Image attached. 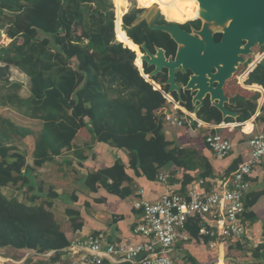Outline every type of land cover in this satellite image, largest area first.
I'll list each match as a JSON object with an SVG mask.
<instances>
[{
	"label": "trees",
	"instance_id": "16d2710c",
	"mask_svg": "<svg viewBox=\"0 0 264 264\" xmlns=\"http://www.w3.org/2000/svg\"><path fill=\"white\" fill-rule=\"evenodd\" d=\"M136 2L140 9L125 15L128 6L123 0H0V37L10 40L0 46V107L41 122V128L33 131L0 116V249L32 251L24 264H69L62 251L72 240H67L52 211L57 195L49 190L40 202L41 190L32 174L71 149L81 129H87L92 144L126 152L128 167L150 182L157 181L159 172L167 167L199 171L203 179L212 175L210 163L197 151L173 147L166 140V99L141 76V62L135 63L136 68L119 58L128 48L138 51L132 41L168 47L166 56L175 55L169 35L140 22L144 9L157 2ZM122 17L127 35L119 44L115 35ZM159 20L161 25L167 24L162 16ZM200 23L190 25L198 29ZM142 69L145 75L153 70L145 63ZM13 70L24 75L26 82L10 80ZM176 76V82L188 83L187 75L177 72ZM166 79L164 70L151 80L167 92L168 87L162 84ZM246 82L264 89V59ZM25 87L27 98L21 96ZM185 106L193 111L190 104ZM255 109L256 102L249 104L240 120L247 121ZM197 114L203 122L222 121L221 114L208 105ZM231 134L223 132L228 138ZM27 137L34 138L32 168L19 151ZM125 170L117 161L109 169L89 173L83 187L96 191L100 185L120 197L121 185L131 183ZM191 182L192 178L185 176L183 187ZM7 189L21 194L8 197L3 192ZM263 196L261 191L247 194L244 223L256 220L252 209ZM65 215L74 232L82 228L79 212L69 209ZM201 222L190 218L186 223L185 229L197 241ZM188 259L196 264L193 258Z\"/></svg>",
	"mask_w": 264,
	"mask_h": 264
},
{
	"label": "crops",
	"instance_id": "0c3cea01",
	"mask_svg": "<svg viewBox=\"0 0 264 264\" xmlns=\"http://www.w3.org/2000/svg\"><path fill=\"white\" fill-rule=\"evenodd\" d=\"M127 2L128 0H123V3L129 7ZM149 3L146 4L148 5ZM159 5L160 4L157 2L154 6H157L160 12L162 6ZM130 11L126 13L128 14ZM143 16H141L140 22L146 21ZM162 17L172 24L179 23L168 21L166 17ZM125 35V30L123 31L119 26L116 30V39L118 42H120ZM6 40V44H8L10 40ZM133 44L135 45L134 42ZM131 52L135 54L134 64L140 63L142 57H144V53L136 50H132ZM262 52H255L254 49L253 55L246 58V64L240 65L234 76L227 81L223 87L224 93H226L228 97L234 98L238 95L244 99V101L234 105L228 104L230 107L234 108L235 118L227 117L223 119L221 115V123L235 124V129L231 132L233 134L229 136L233 144V150L227 157H216L206 146L204 141L205 137L207 134L213 132L212 130H189L188 128H176L167 123L165 125V138L173 144V147L197 151L202 158L210 163L212 175L209 178H201L199 171L185 172L177 171L175 167H167L159 172V176H169L166 183H161L158 180L150 182L128 167L129 160L126 152H121L107 144H92L91 136L87 129H81L78 132L71 149L63 150L54 161L44 164L41 168H36L35 172L32 174V179L39 184V186L37 184H35V186L36 188L39 187L38 191L41 190L40 202L45 200L44 196L49 190H52V192L57 195V198L53 199L52 211L55 217L57 210L62 216L63 223L60 220L58 222H60L61 230L65 233L67 240L71 241L87 236H94L96 238L100 237L104 245H136L143 243L145 239L134 233V229L140 223L141 219V212L134 208V204L137 201L143 199L145 201L155 202L164 194L170 192L185 194L189 186L199 181L204 182L201 189L210 191L214 186L218 187L221 182L224 180L226 181L244 161L245 155L249 153L248 141L254 136L264 132V89L259 86V84H246L249 73H251L262 61L258 59L259 54H262ZM177 72L184 74L181 70ZM147 76L149 77V75ZM151 79L152 78L145 79V81L151 84L155 90L169 95L168 90L164 92L162 86ZM11 80L25 83L26 77L17 70H13ZM166 81L167 79L165 82ZM176 84L177 86H184L180 82H176ZM25 93V98H27L29 93L26 87ZM170 96L174 100V105H170V107H177V110L175 109L177 115H182L184 112L187 114L192 112L184 107V104H190L193 107V114L190 113L189 115L200 120L195 113L198 103H193L194 94L182 90L180 95L173 93ZM253 102H256L254 113L247 121L242 122L240 119L244 116V110ZM0 109L13 112L9 108L0 107ZM14 113L17 114L15 111ZM18 115L19 114H17V116ZM19 116L27 121L36 123L39 125V129L41 128V123L39 124L38 121L26 119L21 115ZM201 122L208 125H219L214 122ZM29 139L34 141L33 137H27L24 142ZM34 148V144L32 148H19V151L25 155L26 163L29 168L33 166L32 155ZM27 153L30 155V158L26 157ZM117 161L123 163L126 168V174L131 178V183L124 182L121 185L120 197L109 193L100 185H97L96 191H89V189L83 187V181L89 173L109 169ZM175 171L177 172L175 173ZM185 176L192 178V182L183 187ZM260 181L257 174L250 179V183L252 184L251 193L264 192V184ZM108 182L111 183V179ZM45 183L47 184L46 188ZM8 190L13 191V189ZM69 209L79 212L81 221L83 222L82 228L75 232L71 229L68 218L65 215V211ZM252 213L255 215L256 220H245L248 230L245 237L236 241H228L225 244H217L214 249L208 246V244L212 242L210 239L206 238L205 244H201L185 230L189 236V240L183 241L180 239L175 244L173 253L171 254L172 258L176 261V264H192L188 258H193L196 264H220V260H223L222 264H264V196L261 197L256 206L252 209ZM3 251L7 257L18 261L23 260L26 255L30 257L31 254H33L32 251H19L9 248H5ZM62 256L66 257V251H62ZM77 260L76 257H72V259L67 261L71 264L77 262ZM104 264L116 263L106 260Z\"/></svg>",
	"mask_w": 264,
	"mask_h": 264
},
{
	"label": "built area",
	"instance_id": "2783aa9c",
	"mask_svg": "<svg viewBox=\"0 0 264 264\" xmlns=\"http://www.w3.org/2000/svg\"><path fill=\"white\" fill-rule=\"evenodd\" d=\"M116 24L115 19V28ZM120 24L124 31L123 17ZM115 41L118 42L116 35ZM258 58L259 61L263 60L264 54ZM140 74L144 79H149L143 73V69ZM162 95L168 102L164 115L167 124L189 130H212L213 132L207 134L204 140L209 150L218 158H225L232 152L233 144L223 132L231 133L235 129V124L208 125L185 112L177 115L175 113L177 107H170L174 105L172 97L163 92ZM248 146L250 151L235 172L210 191L201 189L204 182L199 181L189 186L185 194L170 192L155 202L143 199L137 201L134 208L141 212V219L134 233L145 239L143 243L104 245L100 237L87 236L71 241L65 250L68 260L72 257L78 259L71 264H104L106 260L116 264H176L171 254L180 239L189 240L185 228L190 218H199L202 221L198 241L205 244V239H210L212 242L208 246L211 249L217 244L245 237L248 230L243 222V215L246 196L252 188L250 179L257 174L260 182L264 184V132L250 139ZM168 178V175L158 176L157 180L166 183ZM28 257L26 255L23 260L18 261L7 257L0 249V264H24Z\"/></svg>",
	"mask_w": 264,
	"mask_h": 264
},
{
	"label": "water",
	"instance_id": "95a60500",
	"mask_svg": "<svg viewBox=\"0 0 264 264\" xmlns=\"http://www.w3.org/2000/svg\"><path fill=\"white\" fill-rule=\"evenodd\" d=\"M196 1L203 12L199 17L201 28L194 32L195 35L188 34L177 24H157L161 16L157 7L145 9L143 17L148 27L166 33L178 45L173 58H167L162 49L152 53L145 45H142L144 57L140 68L134 64L133 52L124 53L119 58L122 57L124 62H129L140 72L145 63L153 69L149 78H155L166 70L167 81L164 86L168 87L169 95H180L182 90L194 94L193 103H198L196 114L208 96L212 107L223 119L235 118V113L227 109L224 103L234 105L244 99L238 95L225 98L223 87L234 76L237 68L246 64V58L253 55L256 47H264V0ZM217 33L222 35L219 42L214 37ZM178 70L189 74L185 86L176 84ZM165 107H168V102Z\"/></svg>",
	"mask_w": 264,
	"mask_h": 264
},
{
	"label": "flooded vegetation",
	"instance_id": "af4514ba",
	"mask_svg": "<svg viewBox=\"0 0 264 264\" xmlns=\"http://www.w3.org/2000/svg\"><path fill=\"white\" fill-rule=\"evenodd\" d=\"M151 1L158 2L162 6V8L160 10V14L162 16L166 17V19L168 21L179 22V23H177V25L181 26V29L186 31L188 34L195 35L194 32L200 30L201 23H200V25H199L200 27L198 29H197L196 26L190 25L193 22L194 23L199 22V20H197L199 17L195 13L196 7L193 4L189 3L187 0H145L144 2L145 3H149ZM138 9H140V8H138ZM165 22L167 24H172L170 22H167L166 20H165ZM157 24L161 25L162 21H160L158 19ZM126 35H127V33H126ZM214 36H215V41L216 42H219L221 40L222 35L220 33L219 34L217 33ZM173 43L175 44L174 45L175 46L174 52L176 54V52L178 51L179 47H178V45L175 42H173ZM135 45L137 46L139 52H144V50L142 48V45H145L149 49L150 52H154L156 49H162L164 52H170L168 47H160L157 44H154L152 47H150L147 42L140 43V44H135ZM127 51L131 52L130 48H128ZM174 56L175 55L169 56V57L173 58ZM188 76H189V74H188ZM223 92H224V90H223ZM224 96H225V98L230 99V97H228L226 93H224ZM185 105H187V104H184V107H186ZM206 105H208L209 107L213 108L208 96L205 97L204 102H203V106L201 107V109H204L206 107ZM224 106L227 109H229L231 112L235 113L234 108L230 107L228 104L224 103ZM201 109H200V111H201ZM190 113L193 114V111L190 112ZM197 116H198V114H197Z\"/></svg>",
	"mask_w": 264,
	"mask_h": 264
},
{
	"label": "rangeland",
	"instance_id": "374dc122",
	"mask_svg": "<svg viewBox=\"0 0 264 264\" xmlns=\"http://www.w3.org/2000/svg\"><path fill=\"white\" fill-rule=\"evenodd\" d=\"M143 1H145V0H143ZM113 2V1H112ZM128 4H129V7H128V11H130L131 9H137V2H136V0H128V2H127ZM160 6V5H159ZM113 8H114V4H113ZM130 9V10H129ZM114 14H115V10H114ZM143 15H144V13H143ZM142 15V16H143ZM114 19H116L117 20V18H116V15H115V17H114ZM125 30H126V28L125 27H123ZM7 43V40L4 38V36H1L0 37V46L2 45V44H6ZM261 51H264V47H262V48H255V52H261ZM250 61V60H249ZM16 74V73H15ZM16 76V75H15ZM14 78H16V77H14ZM11 80V79H10ZM21 95H22V97L23 98H25L26 97V93H25V89L21 92ZM13 111V110H12ZM2 115V117L4 116L5 118L7 117V118H9V119H11V121L12 122H14L16 125H18V126H22V127H28V128H31V129H33V130H35V131H38L39 130V125H37L36 123H33V122H30V121H27V120H25V119H23V118H21L19 115L17 116V114H15L14 113V111L13 112H11V111H3V109H0V116ZM41 122H39V124H40ZM33 144H34V141H32V140H26L25 142L23 141V145H22V147H26V148H32V146H33ZM26 157L27 158H30V155L27 153L26 154ZM46 186H47V184L45 183V188H46ZM4 192V194H6V196H8V197H11L12 195H16V194H21V193H19L18 191H16L15 189L13 190V191H10V190H5V191H3ZM56 219L59 221H61L62 223H63V220H62V216L60 215V213H59V211L57 210L56 211ZM3 250V249H2Z\"/></svg>",
	"mask_w": 264,
	"mask_h": 264
},
{
	"label": "bare ground",
	"instance_id": "6f19581e",
	"mask_svg": "<svg viewBox=\"0 0 264 264\" xmlns=\"http://www.w3.org/2000/svg\"><path fill=\"white\" fill-rule=\"evenodd\" d=\"M189 3L193 4L196 7L195 13L198 17H200L201 13H202V9L199 7V4L196 0H187ZM157 7V6H156ZM154 8L153 6H149L147 9H151ZM157 9L159 10V8L157 7ZM199 19V18H198ZM143 58V57H142ZM223 263V260H220V264Z\"/></svg>",
	"mask_w": 264,
	"mask_h": 264
}]
</instances>
